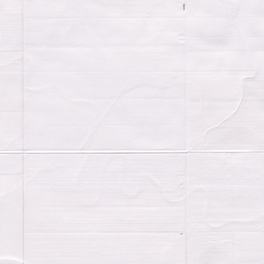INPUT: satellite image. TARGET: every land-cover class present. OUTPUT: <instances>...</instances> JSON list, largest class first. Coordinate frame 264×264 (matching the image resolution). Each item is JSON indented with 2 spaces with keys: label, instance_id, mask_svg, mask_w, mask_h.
I'll list each match as a JSON object with an SVG mask.
<instances>
[{
  "label": "snow or ice",
  "instance_id": "obj_1",
  "mask_svg": "<svg viewBox=\"0 0 264 264\" xmlns=\"http://www.w3.org/2000/svg\"><path fill=\"white\" fill-rule=\"evenodd\" d=\"M0 264H264V0H0Z\"/></svg>",
  "mask_w": 264,
  "mask_h": 264
}]
</instances>
